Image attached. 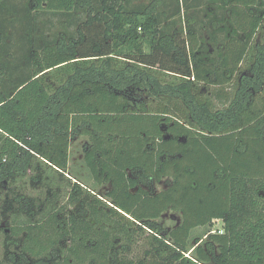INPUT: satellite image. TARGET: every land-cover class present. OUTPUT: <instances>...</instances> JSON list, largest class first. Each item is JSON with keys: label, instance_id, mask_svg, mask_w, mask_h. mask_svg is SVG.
I'll return each mask as SVG.
<instances>
[{"label": "trees", "instance_id": "trees-1", "mask_svg": "<svg viewBox=\"0 0 264 264\" xmlns=\"http://www.w3.org/2000/svg\"><path fill=\"white\" fill-rule=\"evenodd\" d=\"M165 1L0 0V183L37 159L65 174L86 136L91 178L109 184L75 180V210L13 223L28 264H264V0ZM30 10L86 17L37 41ZM168 210L181 219L165 232ZM214 219L223 232L187 254Z\"/></svg>", "mask_w": 264, "mask_h": 264}, {"label": "rangeland", "instance_id": "rangeland-1", "mask_svg": "<svg viewBox=\"0 0 264 264\" xmlns=\"http://www.w3.org/2000/svg\"><path fill=\"white\" fill-rule=\"evenodd\" d=\"M12 1L22 5L25 0ZM138 1L147 3L150 0H131V3H137ZM165 2L169 3L170 0ZM18 12H20V15L27 14V10L24 8H19ZM29 15L32 19L33 37L37 41H54L62 34L65 38L75 37L77 36V29L81 27L86 17L84 13L81 14L79 12L68 14L54 12L35 13L31 10ZM203 15L204 11H202L201 16L203 17ZM175 22L178 28L179 23L176 19ZM181 24L184 28L183 19H181ZM185 35L186 33L183 32V36ZM263 40L264 27H261L255 35L254 44L261 43ZM87 142L86 136H76L70 139L68 167L65 174L55 171L37 159L34 160L25 176L9 178L0 183V259L4 263L28 264V262H37L27 255L24 257L20 254L17 243L9 236V227L13 223L37 222L53 207L66 206L67 211L63 210L65 214L71 210H75L72 205L67 206V197L75 180L99 195H104L109 190V184L98 186L94 183L83 161V147ZM169 183L170 179L164 178L158 182H151L149 186H142L152 192H158L165 189ZM180 219L181 214L179 212L168 210L155 222L161 230L167 232L176 226L180 222ZM221 228H223V221L215 220L212 221L210 226L198 227L191 231L187 254L199 243L206 247V243L209 242L207 235L210 231L212 229L220 230ZM3 229H6V231H3ZM147 246V241L143 237V240L133 246L132 250L135 253H139L140 256L135 254L136 256L141 257L143 250ZM215 252H217L216 248Z\"/></svg>", "mask_w": 264, "mask_h": 264}, {"label": "built area", "instance_id": "built-area-1", "mask_svg": "<svg viewBox=\"0 0 264 264\" xmlns=\"http://www.w3.org/2000/svg\"><path fill=\"white\" fill-rule=\"evenodd\" d=\"M215 220H221V219H214L213 221H215ZM222 232H223V228H221L220 230L219 229H212L210 231V233H222Z\"/></svg>", "mask_w": 264, "mask_h": 264}]
</instances>
